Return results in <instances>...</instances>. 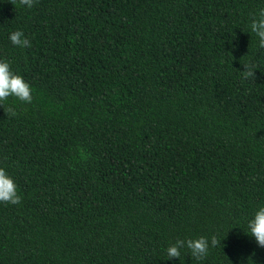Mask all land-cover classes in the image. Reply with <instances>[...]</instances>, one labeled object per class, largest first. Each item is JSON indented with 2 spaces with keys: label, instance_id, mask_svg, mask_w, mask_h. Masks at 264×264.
Masks as SVG:
<instances>
[{
  "label": "trees",
  "instance_id": "16d2710c",
  "mask_svg": "<svg viewBox=\"0 0 264 264\" xmlns=\"http://www.w3.org/2000/svg\"><path fill=\"white\" fill-rule=\"evenodd\" d=\"M261 7L0 0V60L32 89L0 100V168L20 196L0 201V264H264L246 233L264 205ZM201 236L199 260L168 256Z\"/></svg>",
  "mask_w": 264,
  "mask_h": 264
},
{
  "label": "clouds",
  "instance_id": "9594fccd",
  "mask_svg": "<svg viewBox=\"0 0 264 264\" xmlns=\"http://www.w3.org/2000/svg\"><path fill=\"white\" fill-rule=\"evenodd\" d=\"M21 3L31 8L33 0H21ZM250 30L258 38L260 47H264V7L258 9L250 23ZM9 39L14 45L25 47L29 45V40L24 37L21 30L12 31ZM245 75H254L250 65L244 66ZM31 86L24 78L11 71L10 65L5 60H0V100L15 96L21 101L30 102L32 100ZM0 201L18 203L20 196L17 194L16 184L12 176L4 169L0 168ZM246 233L253 236L258 246L264 247V205H260L251 218L247 221ZM210 243L215 247L218 243L215 236L211 237ZM187 247L191 254L198 260L202 258L208 250L209 239L203 236L195 239L177 240L167 248L170 258L179 257L180 249Z\"/></svg>",
  "mask_w": 264,
  "mask_h": 264
}]
</instances>
